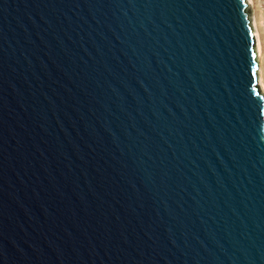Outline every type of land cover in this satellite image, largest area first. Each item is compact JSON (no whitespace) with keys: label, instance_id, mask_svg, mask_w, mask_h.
<instances>
[{"label":"water","instance_id":"1","mask_svg":"<svg viewBox=\"0 0 264 264\" xmlns=\"http://www.w3.org/2000/svg\"><path fill=\"white\" fill-rule=\"evenodd\" d=\"M249 0H0V264H264Z\"/></svg>","mask_w":264,"mask_h":264},{"label":"bare ground","instance_id":"2","mask_svg":"<svg viewBox=\"0 0 264 264\" xmlns=\"http://www.w3.org/2000/svg\"><path fill=\"white\" fill-rule=\"evenodd\" d=\"M252 7L255 5V0H249ZM253 22H254V27H255V33H256V37H257V42H258V52H259V57H260V63L261 67H260V83L261 86L264 89V47H263V42H262V34H261V16H259V14L257 13L256 10L253 11Z\"/></svg>","mask_w":264,"mask_h":264},{"label":"rangeland","instance_id":"3","mask_svg":"<svg viewBox=\"0 0 264 264\" xmlns=\"http://www.w3.org/2000/svg\"><path fill=\"white\" fill-rule=\"evenodd\" d=\"M255 5L253 6V11L256 10L259 16H261V34H262V42L264 47V0H255ZM262 64V62H261ZM264 74V71H263Z\"/></svg>","mask_w":264,"mask_h":264}]
</instances>
